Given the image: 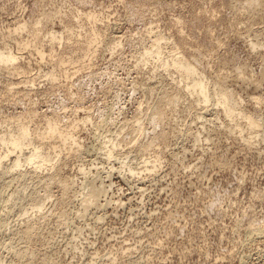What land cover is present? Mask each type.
<instances>
[{
	"label": "rangeland",
	"instance_id": "1",
	"mask_svg": "<svg viewBox=\"0 0 264 264\" xmlns=\"http://www.w3.org/2000/svg\"><path fill=\"white\" fill-rule=\"evenodd\" d=\"M5 44L18 60L0 66V137L25 116V151L48 159H3L0 264H264V0H0ZM176 52L208 101L166 62ZM222 88L262 128L229 116ZM54 115L81 119L75 142L41 138Z\"/></svg>",
	"mask_w": 264,
	"mask_h": 264
},
{
	"label": "bare ground",
	"instance_id": "2",
	"mask_svg": "<svg viewBox=\"0 0 264 264\" xmlns=\"http://www.w3.org/2000/svg\"><path fill=\"white\" fill-rule=\"evenodd\" d=\"M88 16L89 18H96V14L93 13V12H88L85 14V16ZM86 16V17H87ZM84 18V17H82ZM28 25L24 24V25H21L19 27H17L15 29V31H22L23 29H25ZM72 28V27H71ZM74 30V28H73ZM93 35V34H92ZM94 35H95V32H94ZM98 35V34H97ZM50 36H51V40L53 42L55 41H61L64 36H63V33L61 32H58V31H54L52 30L50 32ZM94 37V36H93ZM91 38V37H90ZM98 38V37H97ZM98 40V39H96ZM156 40V39H155ZM154 40V42H155ZM91 41H95V39H91ZM161 41V40H159ZM252 41V40H251ZM250 41V43H251ZM96 42V41H95ZM121 42V41H120ZM120 42H117V43H120ZM27 45H28V42H26ZM25 43V44H26ZM92 43V42H91ZM94 43V42H93ZM257 43V41H256ZM89 44V42H88ZM6 45V44H5ZM119 45V44H118ZM154 47L156 48H151L150 51H148L149 53H154L156 52V56L157 58L159 59H162V50H161V47L162 45L160 44V42H156L154 43ZM254 44H252L253 46ZM258 45V44H257ZM9 46V45H8ZM7 45L4 46V47H0V66L3 67V68H6L5 70H11L12 68H15L16 65H17V60H18V56L16 53H14L13 50H11ZM256 46V44H255ZM255 46H253V48H255ZM153 47V46H152ZM257 47V46H256ZM41 51V50H40ZM43 51V50H42ZM180 52V51H178ZM44 54V52H43ZM185 54L183 55H180L179 53L176 52V56L173 55L171 60H166V62H168V64H173L175 65L176 67H178L180 70H182L186 77L188 76L189 78H191V80L187 83V86H189V91L192 92V93H202L203 94V99L205 101H208V98H209V87H208V84H207V80H206V75L204 73H202L201 71H199L198 67L194 64H192V62H190L188 60L187 57L184 56ZM190 59V58H189ZM192 61V60H191ZM2 68V69H3ZM56 74L57 73H53L52 76L55 78L56 77ZM264 75V74H263ZM220 78V77H219ZM224 79V78H223ZM218 80V79H217ZM222 80V79H221ZM216 81V80H215ZM218 82V81H217ZM218 84H220V82H218ZM218 96H219V101L222 103L223 105V108L224 110L226 111V113L235 118V117H238L239 115H244V117H246L248 119V124L251 126V127H254V128H257L259 126L262 125L261 121L253 116V115H250V114H244L242 112V110L239 108V100L237 97H234L233 96V93L227 89V88H222L221 89V92L218 93ZM178 97V94L175 95L174 97H171V101H175V99ZM165 99V98H163ZM259 100V99H258ZM165 101V100H164ZM167 101V100H166ZM163 102V101H162ZM165 104H167L166 102H164ZM162 103V104H164ZM174 104V103H173ZM170 105V104H169ZM166 106V105H165ZM167 107V106H166ZM165 107V108H166ZM171 107L172 106V103H171ZM164 108V109H165ZM207 112V111H206ZM90 114V113H89ZM163 114H164V110L163 108L160 107V109L158 110L157 112V115H156V119L158 122H160L162 120V117H163ZM60 115V114H59ZM92 115V114H91ZM25 117V116H24ZM24 117H20L18 119L19 121V127H18V130L17 132H11L9 135L7 133H3L0 137V140L1 142L8 146L7 147V151L4 153V154H0V166L1 164L3 163V159L5 157H8V156H11L12 153L16 152V155H15V161H14V165H12L13 169L14 167H19V166H22L24 165V163H31V164H34L36 165L37 167H42L44 162L48 159L47 156L43 155L42 151L40 150L39 146H36L34 149H32L30 152H26L27 150L25 149V146H26V139L30 138V136L33 134L32 132V128H31V123L30 121H27L25 120ZM77 118H75L76 120ZM262 119V118H261ZM73 120V119H72ZM81 119H77V121H72L70 124L67 123L68 126H63L62 124L64 123H61L62 119H61V116H52L50 118H48V121H47V125L45 127V129L42 131V132H38V134L41 136V138H60L62 139V143H68V142H75L76 141V138H75V135H74V132L76 131V128L78 125L82 124L80 123ZM83 122H87L88 120H91V117L90 115L84 117L83 119ZM67 121V120H65ZM68 121H71V120H68ZM264 121V119H263ZM262 121V122H263ZM64 122V121H63ZM259 128H262V127H259ZM242 129V128H241ZM164 130V129H163ZM240 130V128H239ZM243 130V129H242ZM165 132V131H164ZM163 132V134H164ZM166 134V133H165ZM164 134V135H165ZM162 135V134H161ZM166 137V136H164ZM163 138V137H162ZM59 140V139H58ZM58 142V141H57ZM71 147V146H70ZM26 150V151H25ZM23 154H26V159H25V162H23L22 158H21V155ZM158 156V155H157ZM156 157V156H154ZM153 159H150V160H147V161H150L152 164H150V166L152 167H155L156 164H157V160L158 158H154ZM159 157V156H158ZM147 159V158H146ZM146 161V162H147ZM146 165L145 167L149 168L148 166L149 165ZM17 169V168H16ZM29 172V171H28ZM27 172V173H28ZM21 173V172H20ZM19 173V174H20ZM24 173V172H23ZM22 173V176L24 177V173ZM27 173L25 174V176L27 175ZM14 175V174H12ZM11 175V176H12ZM15 176V175H14ZM21 176V174H20ZM96 176V174H95ZM98 176V174H97ZM96 177H92V179H98ZM18 177V176H17ZM13 179V176L12 178ZM91 179V180H92ZM8 180H9V177H8ZM14 180V179H13ZM99 180V179H98ZM97 180V181H98ZM12 181V180H11ZM94 181V180H93ZM62 182V181H61ZM95 182V181H94ZM64 184H61L62 186L65 185L66 182H63ZM69 186V185H67ZM98 187L97 186H94V187H91L89 189V195H92L95 197L96 193L98 192ZM88 201V200H87ZM37 205L36 207L38 208V211L40 209H43L45 205H43L42 202H39L37 201L36 202ZM42 211V210H41ZM41 213V212H39ZM42 214V213H41ZM28 220V219H26ZM30 221V219H29ZM28 223V222H27ZM5 225V224H4ZM27 225V224H26ZM6 226V225H5ZM35 224H31L30 223L28 224V227L27 229H24L25 230V235H28L29 233L31 234V232L34 230V227ZM26 227V226H25ZM24 227V228H25ZM1 228V227H0ZM7 228V227H6ZM2 229H4L2 227ZM5 230V229H4ZM7 230V229H6ZM23 230V229H22ZM3 231V230H2ZM1 231V232H2ZM19 232V231H17ZM16 232V233H17ZM34 232V231H33ZM33 232H32V236H33ZM36 233V232H35ZM21 231H20V235H21ZM24 234V232H23ZM22 234V235H23ZM13 235V234H12ZM18 235V234H17ZM25 235H23L25 237ZM12 237V236H11ZM30 237V236H29ZM10 238V237H9ZM14 238V237H12ZM10 238V239H12ZM34 238V237H33ZM32 237L30 239H33Z\"/></svg>",
	"mask_w": 264,
	"mask_h": 264
}]
</instances>
